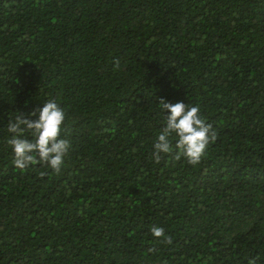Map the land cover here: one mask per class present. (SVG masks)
<instances>
[{
  "label": "trees",
  "instance_id": "obj_1",
  "mask_svg": "<svg viewBox=\"0 0 264 264\" xmlns=\"http://www.w3.org/2000/svg\"><path fill=\"white\" fill-rule=\"evenodd\" d=\"M160 98L213 125L200 164L152 159ZM50 99L66 113L62 171H21L9 119ZM253 259L264 264V0H0V264Z\"/></svg>",
  "mask_w": 264,
  "mask_h": 264
},
{
  "label": "clouds",
  "instance_id": "obj_2",
  "mask_svg": "<svg viewBox=\"0 0 264 264\" xmlns=\"http://www.w3.org/2000/svg\"><path fill=\"white\" fill-rule=\"evenodd\" d=\"M116 66L119 67L118 61ZM159 108L167 115L165 126L154 142V162L159 164L168 155L176 161L183 158L192 166L200 164L210 144L216 142L217 132L201 116L199 105L190 106L182 101L173 104L160 98ZM37 113L38 119L33 120L31 117ZM65 120L66 113L55 99L46 101L42 108L28 115L19 114L9 119L7 131L12 135L7 144L13 150L12 164L21 171L40 164L60 174L71 147L70 141L62 135L67 132ZM26 134H31L32 139H28ZM173 138L176 141L174 145ZM150 231L159 242L173 243L163 227L153 226ZM149 251L154 252L155 249L150 248ZM249 264H256V260H250Z\"/></svg>",
  "mask_w": 264,
  "mask_h": 264
}]
</instances>
